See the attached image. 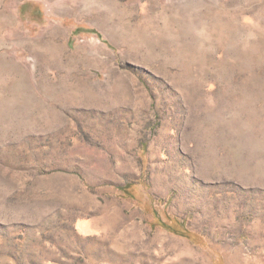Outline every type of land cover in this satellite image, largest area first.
<instances>
[{"label":"rangeland","instance_id":"rangeland-1","mask_svg":"<svg viewBox=\"0 0 264 264\" xmlns=\"http://www.w3.org/2000/svg\"><path fill=\"white\" fill-rule=\"evenodd\" d=\"M0 264H264V0H0Z\"/></svg>","mask_w":264,"mask_h":264},{"label":"trees","instance_id":"trees-1","mask_svg":"<svg viewBox=\"0 0 264 264\" xmlns=\"http://www.w3.org/2000/svg\"><path fill=\"white\" fill-rule=\"evenodd\" d=\"M40 14H41V12H40Z\"/></svg>","mask_w":264,"mask_h":264}]
</instances>
